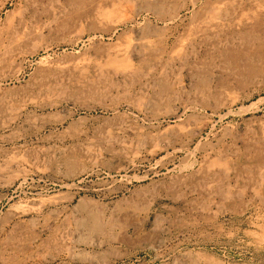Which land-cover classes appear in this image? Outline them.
<instances>
[{
    "label": "rangeland",
    "instance_id": "1",
    "mask_svg": "<svg viewBox=\"0 0 264 264\" xmlns=\"http://www.w3.org/2000/svg\"><path fill=\"white\" fill-rule=\"evenodd\" d=\"M0 264H264V0H0Z\"/></svg>",
    "mask_w": 264,
    "mask_h": 264
}]
</instances>
